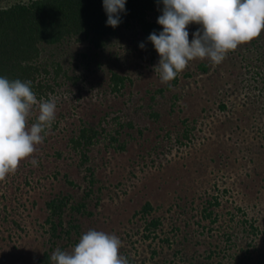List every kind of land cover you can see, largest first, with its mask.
Returning <instances> with one entry per match:
<instances>
[{"label":"rangeland","instance_id":"1","mask_svg":"<svg viewBox=\"0 0 264 264\" xmlns=\"http://www.w3.org/2000/svg\"><path fill=\"white\" fill-rule=\"evenodd\" d=\"M19 1L28 0H0V8ZM162 10L148 18L158 23ZM201 27L188 26L190 42ZM140 44L133 27L98 50L82 37L43 49L61 65L49 79L56 119L34 154L38 166L25 160L0 182V264H39L45 252L53 264L57 248L70 251L89 230L118 236L129 264L211 263L226 234L238 239L228 264H264V32L218 65L191 61L169 84L154 71L159 54ZM113 73L125 79L119 92ZM38 115L34 107L29 127ZM82 127L99 132L84 157L71 142ZM214 197L210 224L202 210ZM62 198L52 231L46 204ZM78 203L84 213L70 211ZM153 218L161 225L145 231Z\"/></svg>","mask_w":264,"mask_h":264},{"label":"clouds","instance_id":"2","mask_svg":"<svg viewBox=\"0 0 264 264\" xmlns=\"http://www.w3.org/2000/svg\"><path fill=\"white\" fill-rule=\"evenodd\" d=\"M158 24L163 31L149 35L160 56L154 71L163 84H169L185 71L191 61L207 59L222 63L230 52L248 44L264 32V0H162ZM126 0H103L107 25L121 23ZM201 25L189 41L188 26ZM145 45L140 44L144 49ZM38 107L37 122L28 118ZM56 100L37 99L32 81L10 80L0 76V182L14 174L20 164L34 159L46 130L56 119ZM122 241L115 234L89 230L70 251L59 248L51 256L53 264H129L121 255Z\"/></svg>","mask_w":264,"mask_h":264},{"label":"trees","instance_id":"3","mask_svg":"<svg viewBox=\"0 0 264 264\" xmlns=\"http://www.w3.org/2000/svg\"><path fill=\"white\" fill-rule=\"evenodd\" d=\"M159 7H163L162 0H126L125 11L120 13L121 23L116 28L107 25L103 0H28L0 8V76L10 80H31L37 99H46L54 89L49 83L50 75L53 74L56 80L61 73L60 64L42 58V51L47 46H57L73 37H82L93 49L98 50L106 47L109 38L114 36L117 30L134 27L138 30L140 42L146 49L153 54L158 53L148 37L153 32L159 34L163 28L148 17L150 12ZM200 68L204 72L207 70L206 65ZM124 80V77L113 73L110 77L112 90L119 92ZM220 108L224 109V106ZM189 131H183L184 138H188ZM98 134L93 127L80 128L76 138L71 139L73 148H79L84 157L83 151L96 142ZM212 199L213 201H207L208 206L202 210L204 220L210 219V224L217 220L216 216L212 218L213 211L210 208L219 205L216 197ZM67 202L68 199L62 198L46 204L49 212L47 222L51 223L52 231L55 230L53 219L58 225L61 224ZM69 209L71 212L84 213V204L70 205ZM152 210L151 205L146 203L141 212L150 215ZM244 223L245 221H241V224ZM160 225L161 220L153 218L145 224L144 230L150 232ZM249 227V234L255 236L254 232L259 230L258 227H254V223H250ZM72 228L76 229L77 226ZM65 234L68 235L69 231H65ZM225 238V247L218 249L217 253L209 252L207 260L211 259L213 262L215 257L219 256V260L214 264H228L234 259L229 251L238 239L233 238L232 234H226ZM241 262L242 260H239L237 263ZM38 263L50 264L47 252L43 253Z\"/></svg>","mask_w":264,"mask_h":264}]
</instances>
